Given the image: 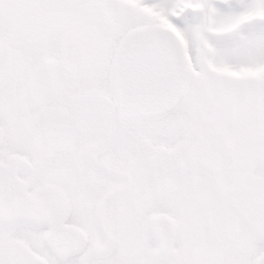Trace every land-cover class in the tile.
<instances>
[{
	"label": "snow or ice",
	"instance_id": "snow-or-ice-1",
	"mask_svg": "<svg viewBox=\"0 0 264 264\" xmlns=\"http://www.w3.org/2000/svg\"><path fill=\"white\" fill-rule=\"evenodd\" d=\"M0 264H264V0H0Z\"/></svg>",
	"mask_w": 264,
	"mask_h": 264
}]
</instances>
